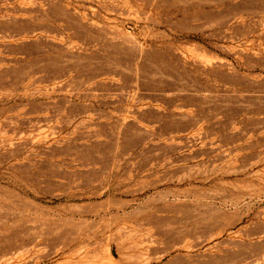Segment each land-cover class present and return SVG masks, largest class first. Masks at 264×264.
I'll list each match as a JSON object with an SVG mask.
<instances>
[{
	"label": "rangeland",
	"instance_id": "rangeland-1",
	"mask_svg": "<svg viewBox=\"0 0 264 264\" xmlns=\"http://www.w3.org/2000/svg\"><path fill=\"white\" fill-rule=\"evenodd\" d=\"M0 264H264V0H0Z\"/></svg>",
	"mask_w": 264,
	"mask_h": 264
}]
</instances>
